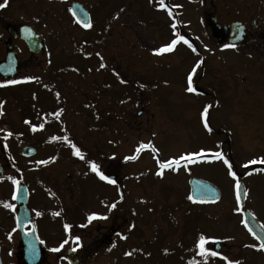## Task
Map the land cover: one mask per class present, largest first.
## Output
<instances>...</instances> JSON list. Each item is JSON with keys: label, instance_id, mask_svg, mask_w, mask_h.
Here are the masks:
<instances>
[{"label": "rangeland", "instance_id": "374dc122", "mask_svg": "<svg viewBox=\"0 0 264 264\" xmlns=\"http://www.w3.org/2000/svg\"><path fill=\"white\" fill-rule=\"evenodd\" d=\"M70 2L7 0V6L1 8L4 15L9 14L7 20L15 28L24 22L37 29L39 22L48 25L51 21L52 32L57 34L54 46L48 50L54 55H51L54 59L51 67L46 65L43 55L34 57L19 49L23 82L8 85L4 88L7 94L0 95V142L9 144L11 155L16 157L18 163L14 165L30 191L32 212L41 213L39 216L47 226L66 223L68 205L54 208L53 184L66 204L67 187L71 191L77 181L85 199V209L81 207V212L101 215L99 210L105 211L101 215L105 219L89 222L84 217L83 221L88 225L83 234L89 237L80 241L89 246L85 252L96 254L93 264H190L191 261L227 264L222 259L224 256L240 264H264V251L247 247L258 243L241 223V212L234 210L237 207L234 180L222 161L200 157L195 163L183 161L185 166L176 171L164 169L162 176L155 174L156 158L163 162L170 155L201 149L221 151L232 164L236 178L248 189L242 209L248 208L264 226V172L260 171L264 164L244 167L249 160L264 157V43L257 41L214 51L202 24L203 16L212 8L207 2L200 0L194 6L192 0H172L169 5L172 16L160 31L156 20L163 18L162 11L165 17L168 11L148 6L147 0H133L137 4L130 7L133 14L141 13L144 6L139 4L143 2L150 17L139 18L138 24L125 19L119 39H115L113 28L108 29L110 35L95 34L96 37L89 38L91 42L95 38L94 42L88 46L85 43V49L82 46L81 49L76 43L83 44L88 33L95 29L76 32L68 21ZM85 3H92L93 15H102L99 0ZM243 4V0H235L220 13L224 15L229 9L240 13ZM1 14L0 27L5 23ZM173 19L177 24L175 30L171 28ZM178 28L204 44L201 54H192L188 45L184 48L181 42L172 52L154 53V49L175 38ZM101 62L105 67L100 68ZM193 67H196L193 75L196 92L189 93L187 75ZM38 71L41 78L24 81L25 77H35ZM116 96L121 102L116 101ZM206 105H211L207 116L211 132L203 127L201 117ZM139 108L142 114L137 116ZM57 111H60L59 119L53 115ZM33 125L38 128L35 132L31 130ZM114 128L120 134V147L113 159L111 148L102 150V141L112 136ZM9 132L11 136H7ZM53 136H67L84 153L85 159L73 155L70 144L63 139L52 140ZM141 142H151L158 153L147 148L135 160H125L126 156L136 155L135 149ZM23 144L35 145L37 154L24 159L18 150ZM46 157H49L46 164L35 166L36 161ZM87 161L95 162L100 170L107 172H111L107 163L120 162L118 181L123 198L119 196L118 209L109 211L115 190L103 192L102 181L91 172ZM15 167L8 176L18 175ZM40 175L45 180L37 182ZM191 175L216 185L221 190L220 200L206 205L191 202L187 185ZM81 176L86 179L83 183ZM7 181L11 179L8 177ZM2 188L12 204L13 185ZM56 212L60 215H53ZM9 228L12 232V222ZM76 228L82 233L81 226ZM0 233L6 236L9 231L3 232L0 227ZM201 234L215 238L214 242L224 246L223 251H218L220 256H200L196 241ZM10 239L2 240L3 264H15L11 249L18 257L16 231ZM212 243L206 247L212 250ZM94 245L100 246L99 250L91 251ZM126 252L131 255H125Z\"/></svg>", "mask_w": 264, "mask_h": 264}, {"label": "flooded vegetation", "instance_id": "af4514ba", "mask_svg": "<svg viewBox=\"0 0 264 264\" xmlns=\"http://www.w3.org/2000/svg\"><path fill=\"white\" fill-rule=\"evenodd\" d=\"M2 1L3 0H0V3H2ZM70 1L72 2L75 0H70ZM77 1L84 3L85 8L89 12V18H90V21L92 23V27L87 28V29L83 28L82 25L76 23V20L74 19V17L72 15L69 16L68 21L71 22L73 24L72 26L78 30V31H76L78 34H80V32H86L90 29H95V30L88 33L89 34L87 36L88 39H87V41H83V44L76 43L75 46H78V47L82 46V48H84L85 46H88L92 42H94L95 38L93 39L92 42L89 38L96 37L95 34H101V33L108 32V34L110 35L113 32V34L117 37L115 39H119L118 37L121 36V34H122V31H123L122 28L125 27V23L127 22L126 20L129 19L131 22L133 20L136 24H138L139 18H142L143 16L144 17H150L148 15L147 7L143 3L144 1L141 4H139V5L144 6V7H142L143 9H140L141 13L135 15V14H133V12L130 9L131 5L132 6L137 5L133 2V0H129V2H127V3L126 2L123 3L120 0H114L113 3H109L108 0H99V4L103 8V10H102L103 13H102V15H99V16L93 15L90 12V6H92L91 5L92 3L87 5L85 3L86 0L85 1L77 0ZM147 1H148V6H153L156 9H159L158 0H147ZM171 1L172 0H165V3L169 6V5H171L170 4ZM199 1L200 0H192V2L194 3V6H196V4ZM203 1L207 2L212 7L210 12L207 11L208 13L203 16L202 24H203V28L205 30L206 36L208 37V39L212 43L214 50L215 49H221V50L232 49V48L225 49L223 47V45L227 44V43H231L229 41V35H230V25L233 22L242 23L244 26V30H245L243 39L241 42L236 43V45H237L236 48H238L240 46H246L249 44L250 45L256 44L257 41H261L262 43H264V0H243L244 1L243 11H241L239 13V10L229 9L224 13V15H222L220 13L222 8L227 7V5L229 3H234L235 0H203ZM238 1H242V0H238ZM6 6H7V4H6ZM3 10L4 9L0 8V14L2 11L1 17H3L5 19L4 25L2 27H0V47H1L0 48V63L2 61H5V57H6V54L8 51L9 52H11V51L15 52V57L17 58V62L15 63V76L12 79H5V78H3L2 74L0 73V85H4V86L0 87V89L7 86V84H5V81H7V80L23 81V78L21 79V77L23 75V69L21 68V58L19 57L20 52H18V50L19 49L21 50L23 48V50L27 51V53H28V49L26 47V44L21 39L19 32L13 31V33H15V34H13V35L9 34L8 28L10 25H9V21L7 20V18L9 17V14L4 15ZM127 12H128V14H127ZM163 12L164 11H162L163 18L162 17L159 18V20H156L157 23H155V24H157V26H156L157 29L158 30L160 29V31H162L163 27L167 26V23L169 21L167 19L169 17H171L169 15H167L165 17ZM125 14H127V15H125ZM222 16H224L225 19H227V18H229V19L224 21L225 19ZM50 22L48 25L43 23V22L38 23L39 28L36 29V32L41 37L42 47H41L40 51L33 56L34 57H40L43 55L44 60L46 62V65L51 67V64H53V61H54L52 56H54V55L51 54L48 50L52 46H54V43L56 42L55 39H56L57 34H56V31L52 32ZM112 28H113V31L110 33V31H108V29H112ZM98 30L100 31V33H98ZM177 30L180 33V35L184 36L185 39H187L188 42L193 45V47L196 49L195 52L199 53L202 50V48H205L204 44H202L198 40H195V38H193L192 35H188L181 28H178ZM134 33L136 35L137 30H134ZM67 34L68 33H65V35H67ZM47 35H49V36H47ZM98 38H101V37H98ZM115 39H114V41H115ZM49 40H51V41L49 42ZM180 42L183 43V41H180ZM85 43H86V45L84 46ZM185 45L186 44L183 43L184 48H185ZM61 48L63 50H65V47L62 46ZM12 57H14V56H12ZM51 69L52 68H49L48 72L49 71L51 72L52 71ZM41 77H42V73L40 71L36 72L35 78L39 79ZM118 97L119 96H116V101L121 99L120 97L119 98ZM118 102H121V100H119ZM118 114H119V112H118ZM108 147L112 149L113 159H114L116 157V151H118V149L120 147V134L116 130V128H114V130L112 131V136L103 138L102 150H105ZM102 154H105L104 151ZM48 159H49L48 157H46V159L41 158V159H39V161H42V160L48 161ZM119 161L121 162L120 158H119ZM119 161L112 162V164L107 163V165H109V170L111 171L108 173L113 175L112 179H115L117 181V183L115 185H112V184H109L105 181H102L103 192L105 190H107L109 192H111L112 190H115L113 192V196L111 194V196L113 197L112 203H116V207L114 208V210L118 209V206L120 205L118 203L121 201L119 196L121 197V187L122 186L120 185V183L118 181L121 178L120 169H119V166H120ZM118 162H119V165H117ZM38 164H40V163H38ZM10 167H11V153H10L9 144L1 141L0 142V227L2 228L3 232L7 229L9 231V233L6 234V236H3L0 233V251L2 248V240L7 239L8 240L7 242L11 241L10 237H11L12 232H14L13 229H15V231L18 234V241H17L18 257L16 256V254H12L11 251H14V249H11L10 253L15 258V264H27L26 259L24 257L23 242H22V239L20 237V233L16 227L15 204H14V207L10 208V209L5 208L3 206L5 202L10 203L9 202V196L7 195L8 193H5L3 191V188H2L3 186L4 187L6 186L7 188L9 187V183H8L7 179L9 177L8 173L10 171ZM101 171H103L104 173H107L106 169L101 170ZM39 180L44 181L45 179L42 177V175H40L38 177L37 182ZM85 180L86 179H83L82 183ZM53 185L54 186L52 188V191H53V193L54 192L56 193V196L53 195L52 204L54 205L55 209L60 204H63L65 206L68 205V207H66L67 214H68L66 223L71 225V228L67 232H65L64 227H63L65 223L48 224L49 226L45 225L44 224L45 222L42 221L40 216L36 215V213H33L32 210L30 209V194H29L30 191L28 190L27 205L29 208L30 217L32 220V225L35 226V235H36V238H37L38 244H39V254L40 255H39V259L37 261V264H52V263L53 264L54 263H56V264H69L68 252H70L73 248L76 249L75 253L78 257V260H77L78 263L77 264L91 263L92 259L95 260L96 254L94 255V252H91V253L85 252L89 248V246H86L85 244H81V241H79L80 247L77 248L75 241L73 239L74 237L78 236L83 241L84 238L89 237L87 234H83L88 228L87 224H83L84 223L83 221L85 220L84 217L87 218L88 215H87L86 211L81 212V207H84V204H85V199L81 195V190H80L81 184H78V182L76 181V184L74 187H72L71 191L69 190L70 187H67L68 191L66 192V195H67L66 196V204L62 200L63 198H62L60 192L57 190V187L55 186V184H53ZM109 189H111V191ZM77 196H78V199H77ZM111 196H108V197H111ZM102 200H104V197ZM103 203H104V201H102V204ZM102 207H104V206H102ZM102 207H101V209H102ZM84 209H85V207H84ZM99 213H101L102 215L103 214L105 215V211L99 210ZM11 222L14 225L12 232L10 231V228H9V226H11ZM81 225H85L84 226L85 228L82 227L81 228L82 233L79 234L77 232L79 229H77L76 226L80 227ZM29 229H30V226L28 225L24 228V231L29 230ZM41 240L44 241V243H40ZM64 240H68L69 242L67 244H64V246L62 248H60V251H58V252L51 251V249L59 247L60 244ZM99 248H100V246L94 245L93 247H91V251H95L97 249L99 250ZM0 257H1V254H0Z\"/></svg>", "mask_w": 264, "mask_h": 264}, {"label": "snow or ice", "instance_id": "6c2138e0", "mask_svg": "<svg viewBox=\"0 0 264 264\" xmlns=\"http://www.w3.org/2000/svg\"><path fill=\"white\" fill-rule=\"evenodd\" d=\"M7 4V0H4L3 3H0V8H3L5 7ZM158 7L161 8V9H166L168 11V15L169 16H172V10L171 8L165 3V0H158ZM172 7H180L179 5H174ZM73 15H75V13H73ZM76 23L77 24H80L82 25L83 28H91L92 27V23L91 21H83L81 19H77L76 20ZM177 27V24H176V20L173 19L172 23H171V28L173 30H175ZM24 31L26 33H29L31 34V30L30 29H24ZM175 38L174 39H171L170 42L162 45L161 47L157 48V49H154V53L159 55V54H162V53H169V52H172L175 47L177 46V44L180 42V41H183V43L187 44L189 48H192V45L188 42L187 39H185L184 36L180 35L179 32H175ZM236 44L235 43H227V44H224L223 47L225 49L227 48H236ZM192 51L195 52L196 49L195 48H192ZM97 56L100 55V53H96ZM199 66V61L197 62V66ZM105 67V65L103 64V62H101L100 64V68H103ZM196 67H193L192 70L188 73L187 75V87H186V91L189 92V93H194L196 92V88L193 86V75L195 74L196 72ZM30 79H36L35 77H25L24 78V81H27V80H30ZM23 81H18V80H7L5 81V84L7 85H12V84H17V83H21ZM125 81L121 80V83H124ZM4 85H0V87H2ZM141 87H143V85H141ZM57 96H59V93L56 94ZM0 104H2V102H0ZM211 107V105H206L203 109V111L201 112V117H202V121H203V127L205 129H207L209 132H211V128L209 126V122L207 120V116H208V112H209V108ZM57 119H59L60 117V111H57L53 114ZM25 123H29V121H25ZM44 125L41 124L39 125V128H43ZM33 132L37 131L38 128L36 125H33L32 126V129H31ZM12 133L9 132L7 133V136H11ZM63 139L65 142H67L68 144H70L72 150H73V155L79 157L81 160H84L85 159V156H84V153L75 145L73 144L67 136H64V137H57V136H53L52 137V140H61ZM147 148H151V151L153 153H158V149H156L152 144L151 142H148V143H143L141 142L137 148L135 149V153L136 155H132V156H126L124 159L125 160H135L137 158V156L139 155V153L141 151H143L144 149H147ZM206 156H210L211 159H214V160H219V161H222L226 166H227V170H228V175L231 176L234 180V190H235V200H236V205L237 207L234 209L236 212H241L242 211V207H241V197L242 196H247L248 195V189L247 188H244L242 190V186H241V183L239 181V179H237V173L235 171H233V168H232V164L229 162V160L225 157L224 153L221 152V151H215V152H206L204 149H201L199 151H196V152H190V153H186V154H182L180 155L178 158H170L166 161H157V164H158V170L157 172L155 173L157 176H162L163 175V170L164 169H172L173 171H176L179 169V167L181 166V162L182 161H187L189 163H195L197 162V158H200V157H206ZM48 161H45V160H42V161H39L38 163L40 164H46ZM88 165H89V168L91 170V172L95 173V175L99 178V180L101 181H105L109 184H112V185H115L117 183V181L115 179H112L110 178L108 175H106L103 171L100 170V167L99 165H97L95 162L93 161H87ZM264 164V157L262 158H259V159H251L247 162L246 165H244L245 168L248 167V165H252V164ZM260 171H264V169H260ZM13 184H19V181L17 180H13ZM15 194H13V199H15ZM121 199L123 198L122 195L120 197ZM189 200L192 199L191 196L188 197ZM5 208H13L14 205L10 204V203H4L3 205ZM116 207V203H112L110 206H109V211H111V209L115 208ZM36 215H41V213L37 212ZM53 215H56V216H59L60 213L59 212H56V213H53ZM106 217L104 216H101L99 214H97L96 212H92L90 213L88 216H87V220L89 222H91L92 220H96V219H105ZM241 223L245 226V228L248 229L249 233L257 240L259 241V244H252V245H247V247H252V248H257L258 250H261V251H264V235H259L257 233H255L251 228H248V222L247 220L245 219H242L241 220ZM85 225H81V227H84ZM64 230L65 232H67L70 228H71V225L65 223L64 224ZM262 228H264V226H261ZM13 231H15V229H13ZM30 231H35V226H33L32 229H30ZM122 239L125 238V237H121ZM74 241H75V244H76V247H80V237H74L73 238ZM215 238L213 237H207L206 235L204 234H201L199 237H198V240L196 241V247L199 249V254L200 256L202 257H217V256H220V253L217 252V251H214V250H211L210 248L206 247L207 244H209L210 241H213L214 242ZM69 241L68 240H64L59 247L57 248H53L51 249V251H54V252H58L60 251V248H62L64 246V244H67ZM40 243H44V241H40ZM73 251H75L76 249L73 248L72 249ZM167 251V250H165ZM125 255H131L130 252H126ZM222 259H224L225 261H227V264H240L239 261H234V260H229L227 256H224L222 257ZM190 264H195V261H191Z\"/></svg>", "mask_w": 264, "mask_h": 264}, {"label": "water", "instance_id": "95a60500", "mask_svg": "<svg viewBox=\"0 0 264 264\" xmlns=\"http://www.w3.org/2000/svg\"><path fill=\"white\" fill-rule=\"evenodd\" d=\"M71 12L72 14L75 13V18L81 19L83 21H89L88 14L83 7L77 3H74L71 6ZM240 23H234L232 24L231 28V37L230 41L232 42H238L242 39V31L243 29L239 25ZM30 29L31 34L26 33L24 29ZM20 33L21 37L26 41L30 51L32 53H36L39 48H40V42H39V37L38 35L35 34L33 29L30 26L27 25H22L20 27ZM7 66L9 64H12V66L8 70V74L12 75L14 73V63L12 62L11 59L7 58L6 62ZM5 65V63H4ZM10 71V72H9ZM6 73V75H7ZM140 113V112H139ZM35 150L32 147L25 146L22 148V153L24 155H32L34 154ZM189 186H190V192L189 196L192 197L191 200L194 202H199V203H214L220 198V191L219 189L213 185L210 182H207L205 180L191 177L189 178ZM242 190L244 189L243 183L240 181ZM15 197L16 201L19 204V209H18V214H17V223L19 225V228L22 229L23 225L27 224L28 220V211L26 207V198H27V193H26V188L23 185H18L16 192H15ZM245 200V196L241 197V203H243ZM242 219L247 220L248 222V228H251L255 233L259 235H264V230L263 228L258 224V222L255 220L253 215L247 210L244 209L242 212ZM32 232V231H30ZM36 240L34 234L30 233V237L27 236L26 241H25V255L29 259L27 260L30 264H35L38 261L39 258V252L37 250V245H36ZM219 244L215 243L213 245L214 250L219 249ZM69 261L70 264H77V258L73 254L69 256Z\"/></svg>", "mask_w": 264, "mask_h": 264}]
</instances>
